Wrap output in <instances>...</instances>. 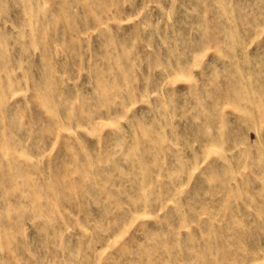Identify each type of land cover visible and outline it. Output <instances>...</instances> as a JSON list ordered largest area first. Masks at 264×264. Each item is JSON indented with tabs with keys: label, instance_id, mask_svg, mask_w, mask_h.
<instances>
[{
	"label": "rangeland",
	"instance_id": "374dc122",
	"mask_svg": "<svg viewBox=\"0 0 264 264\" xmlns=\"http://www.w3.org/2000/svg\"><path fill=\"white\" fill-rule=\"evenodd\" d=\"M0 264H264V0H0Z\"/></svg>",
	"mask_w": 264,
	"mask_h": 264
}]
</instances>
